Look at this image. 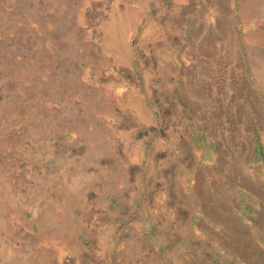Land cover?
<instances>
[{"label": "rangeland", "instance_id": "374dc122", "mask_svg": "<svg viewBox=\"0 0 264 264\" xmlns=\"http://www.w3.org/2000/svg\"><path fill=\"white\" fill-rule=\"evenodd\" d=\"M0 264H264V0H0Z\"/></svg>", "mask_w": 264, "mask_h": 264}]
</instances>
